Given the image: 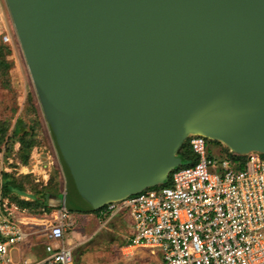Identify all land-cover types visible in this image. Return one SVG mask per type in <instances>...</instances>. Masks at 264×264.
I'll use <instances>...</instances> for the list:
<instances>
[{
	"label": "water",
	"instance_id": "water-1",
	"mask_svg": "<svg viewBox=\"0 0 264 264\" xmlns=\"http://www.w3.org/2000/svg\"><path fill=\"white\" fill-rule=\"evenodd\" d=\"M6 2L68 211L165 183L192 135L264 154V0Z\"/></svg>",
	"mask_w": 264,
	"mask_h": 264
},
{
	"label": "built area",
	"instance_id": "built-area-1",
	"mask_svg": "<svg viewBox=\"0 0 264 264\" xmlns=\"http://www.w3.org/2000/svg\"><path fill=\"white\" fill-rule=\"evenodd\" d=\"M189 138L196 163L174 169L169 184L112 202L97 215L126 213L129 246L158 250L153 264H264V154L250 152L245 161L216 156L209 139ZM55 214L42 254L16 262L12 251L28 237L24 216L0 192V264H77L65 239L72 215L61 204Z\"/></svg>",
	"mask_w": 264,
	"mask_h": 264
},
{
	"label": "rangeland",
	"instance_id": "rangeland-1",
	"mask_svg": "<svg viewBox=\"0 0 264 264\" xmlns=\"http://www.w3.org/2000/svg\"><path fill=\"white\" fill-rule=\"evenodd\" d=\"M0 14V41L3 34L8 35L12 51L8 57L11 68L0 75V129L8 127L0 143V178L9 173L24 190L15 189L2 197L24 216L22 224L28 237L23 247L41 252L45 234L63 199L65 180L6 0H0ZM25 131L37 141L27 162L23 158L26 151H20L17 141V136ZM208 145L216 156L227 153V147L220 142L208 140ZM37 198H42L51 210L23 208L19 204ZM70 213L73 224L68 227L65 239L75 247L77 264H153L160 257L158 250L153 254L151 248L129 246L130 220L126 213L112 218ZM13 256L14 261H19L17 253Z\"/></svg>",
	"mask_w": 264,
	"mask_h": 264
},
{
	"label": "trees",
	"instance_id": "trees-1",
	"mask_svg": "<svg viewBox=\"0 0 264 264\" xmlns=\"http://www.w3.org/2000/svg\"><path fill=\"white\" fill-rule=\"evenodd\" d=\"M0 42H1L0 43V75H1L2 73H7L9 69L11 68V63L8 57L11 55L12 51L8 43H5L2 38ZM7 132H8V127L3 126V128L0 129V143L3 142ZM13 135L17 136L16 133H14ZM17 141L20 143V151H26V154L23 156V158H24V161L27 162L29 158V151L35 145H37V141L33 136H31L29 131H25L22 135H18ZM226 154L232 159H240L241 161H245L246 159V157L243 155L230 152L228 148H227ZM177 156L182 161L180 165L181 167L191 166L198 161L197 156L194 154V152L191 149L190 138H187L185 140L182 147L179 149ZM169 183H170V177H168V182L166 184H169ZM15 189L19 192L24 191L23 188L17 184L15 179L9 173H4L0 181V191L2 192L3 196H8ZM19 204L23 208L42 209L44 211L51 210L47 206L46 202L42 200V198H37L33 201H23L22 200V201H19ZM102 210L103 208L97 211H94V212H77V213L99 214V212H101Z\"/></svg>",
	"mask_w": 264,
	"mask_h": 264
},
{
	"label": "crops",
	"instance_id": "crops-1",
	"mask_svg": "<svg viewBox=\"0 0 264 264\" xmlns=\"http://www.w3.org/2000/svg\"><path fill=\"white\" fill-rule=\"evenodd\" d=\"M60 205V204H59ZM59 207V206H58ZM26 242V241H25ZM46 242V240L44 241V243ZM23 245H24V243L23 244H21L19 247H17L16 249H14L13 251H12V256L15 254V253H17L18 254V257H19V260H20V257L22 256V257H26V258H32L31 256H32V254H33V252L34 251H32V250H29L28 251V248H24L23 247ZM43 248V247H42ZM43 250V249H42ZM42 250H41V252H38L39 254H42ZM31 253V254H30ZM28 255H31V256H28ZM13 258H14V256H13Z\"/></svg>",
	"mask_w": 264,
	"mask_h": 264
}]
</instances>
